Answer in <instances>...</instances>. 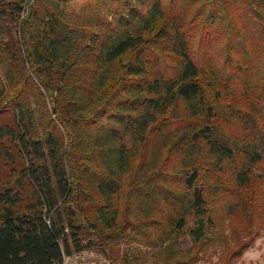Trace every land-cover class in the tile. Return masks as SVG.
Masks as SVG:
<instances>
[{"label":"trees","instance_id":"obj_1","mask_svg":"<svg viewBox=\"0 0 264 264\" xmlns=\"http://www.w3.org/2000/svg\"><path fill=\"white\" fill-rule=\"evenodd\" d=\"M262 234L264 0H0V264Z\"/></svg>","mask_w":264,"mask_h":264},{"label":"rangeland","instance_id":"obj_2","mask_svg":"<svg viewBox=\"0 0 264 264\" xmlns=\"http://www.w3.org/2000/svg\"><path fill=\"white\" fill-rule=\"evenodd\" d=\"M222 252V246H215L199 264H264V234L259 236L252 247L246 250L240 258L229 259L225 257L220 260ZM99 255L101 257L99 256L97 264H112L109 260L102 262L105 257L101 254Z\"/></svg>","mask_w":264,"mask_h":264},{"label":"built area","instance_id":"obj_3","mask_svg":"<svg viewBox=\"0 0 264 264\" xmlns=\"http://www.w3.org/2000/svg\"><path fill=\"white\" fill-rule=\"evenodd\" d=\"M99 256L95 251H83L65 258L63 264H97ZM103 260L102 262L107 261L106 259Z\"/></svg>","mask_w":264,"mask_h":264}]
</instances>
